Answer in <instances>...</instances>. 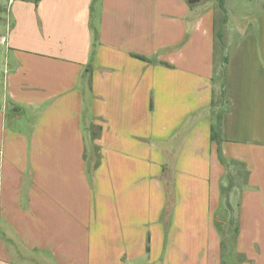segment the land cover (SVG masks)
<instances>
[{
  "label": "crops",
  "instance_id": "obj_1",
  "mask_svg": "<svg viewBox=\"0 0 264 264\" xmlns=\"http://www.w3.org/2000/svg\"><path fill=\"white\" fill-rule=\"evenodd\" d=\"M204 1L10 0L0 264H223L224 222L264 264V10L229 52L212 141Z\"/></svg>",
  "mask_w": 264,
  "mask_h": 264
},
{
  "label": "rangeland",
  "instance_id": "obj_2",
  "mask_svg": "<svg viewBox=\"0 0 264 264\" xmlns=\"http://www.w3.org/2000/svg\"><path fill=\"white\" fill-rule=\"evenodd\" d=\"M209 2H212L215 8V16L217 22L220 23L222 18H225L224 24H221V27L218 26V28H221V31L223 33V40L225 43V50L223 51V54L229 53L233 50L237 41L244 35L245 31H256L258 26V15L264 10V0H225L224 11L220 10L218 0H205L202 4L208 5ZM9 3L10 0H0V86L2 85L3 81V72L6 57L5 47L1 43V40L3 39L2 37L6 34L5 24L7 19L6 17L8 14ZM218 50L219 48L217 47V62L220 58V51ZM92 131L93 129L88 126L86 129V135H88L89 139L87 155L90 156L91 154L93 158V147L90 146ZM227 204L228 202L224 201V206ZM224 223L223 226L222 224L221 226H217V229H220L219 231L223 237V264H239V261L236 259L237 254L242 255V257L244 258L243 262H247L246 258H249V264H253L252 262L254 261V264H259L261 258V248L258 249L257 247H255V245H253V248L242 250V252L240 253H238L239 250L237 251V249L228 248V245H233V239H235L238 234H236L232 230H226L230 229L231 227L230 225H228V227L225 226ZM31 258H36L37 262L39 260V256L37 255L32 256Z\"/></svg>",
  "mask_w": 264,
  "mask_h": 264
},
{
  "label": "trees",
  "instance_id": "obj_3",
  "mask_svg": "<svg viewBox=\"0 0 264 264\" xmlns=\"http://www.w3.org/2000/svg\"><path fill=\"white\" fill-rule=\"evenodd\" d=\"M7 1V0H5ZM20 1H31L34 4H37L40 0H20ZM189 4L198 3L202 0H186ZM224 1L225 0H218V5L220 10L224 11ZM225 18L223 17L220 23L217 22L216 16L214 17V29H213V54H214V62H213V77L212 80L214 85L216 86L212 90V97H211V108H212V123L210 126V139L212 141H220V127H221V118L223 113L226 112L228 107V100L225 96V83H226V75H227V65L229 59V53L223 54L225 50V43L223 40V33L221 31V24H224ZM218 41V42H217ZM217 47L220 51L217 62ZM90 66L86 67L85 74L88 75V79L90 82ZM93 131L91 134V141L96 139L99 133V128L96 126H90ZM93 158L95 161L94 167H97L99 161V154L97 152V148H93ZM91 159L92 155L90 154ZM225 189L223 190V192ZM227 196V195H226Z\"/></svg>",
  "mask_w": 264,
  "mask_h": 264
},
{
  "label": "built area",
  "instance_id": "obj_4",
  "mask_svg": "<svg viewBox=\"0 0 264 264\" xmlns=\"http://www.w3.org/2000/svg\"><path fill=\"white\" fill-rule=\"evenodd\" d=\"M3 40V39H2Z\"/></svg>",
  "mask_w": 264,
  "mask_h": 264
}]
</instances>
